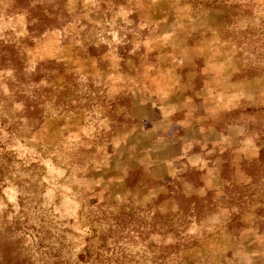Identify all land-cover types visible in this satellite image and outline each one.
<instances>
[{
  "label": "clouds",
  "instance_id": "9594fccd",
  "mask_svg": "<svg viewBox=\"0 0 264 264\" xmlns=\"http://www.w3.org/2000/svg\"><path fill=\"white\" fill-rule=\"evenodd\" d=\"M0 57V264H264V0H0ZM153 164L214 206L156 207L126 183Z\"/></svg>",
  "mask_w": 264,
  "mask_h": 264
},
{
  "label": "rangeland",
  "instance_id": "374dc122",
  "mask_svg": "<svg viewBox=\"0 0 264 264\" xmlns=\"http://www.w3.org/2000/svg\"><path fill=\"white\" fill-rule=\"evenodd\" d=\"M19 0H17V3ZM15 7V5L13 6ZM90 51H94L90 49ZM8 57H0V60H7ZM11 59L14 64H19V61L16 59L15 52H12ZM47 67H57L62 72L63 67L62 65H55V62H52V64L46 65ZM37 81L40 79L39 76L34 77ZM69 92H65L61 95V100H66L67 95ZM25 99V115L29 119V123L31 124L33 120H38L42 123V109L40 107V104L43 101H32ZM150 126V125H148ZM191 130H181L180 135L187 137H190L192 135ZM199 138V137H197ZM213 137L210 136L209 139H212ZM0 147H3V145H0ZM209 147H211V144H209ZM200 151L198 146H194L193 152L198 153ZM179 152V140L176 138H173V141L169 143L167 148H165L163 151H161L159 154L153 153V159L156 158L157 155H160L161 157L166 155H172ZM219 154H213L210 157V160H215V167L218 170V175L214 183L218 185H222L223 180L230 177L232 174V157L229 153H224L222 156H219ZM5 158L11 162V156L9 153H5ZM125 160H127V156H125ZM133 165H135V161H131ZM210 166H212L210 164ZM241 167H244L243 162H241ZM113 175H119V173H113ZM202 175V173L197 172L195 169H190L189 171L182 173V178L187 181L188 186H186L184 183H181L179 180H172L170 176L167 175L166 170L162 164H153L151 169H149V173L145 174L142 168H135L133 172L130 173V179L126 181L127 185L129 187H137L143 194L147 193V188L144 187L145 184L151 183L154 188H159L161 186L165 187L167 189L166 192H157V195L155 196L153 200V204L156 207H164L167 205V203L170 200H176L179 202L180 207L187 211L188 207H190L191 203L193 201L197 204V209L203 211L205 209H211V207L214 206V196L215 191L214 190H208L205 197L203 198H197L194 194L190 196H185L184 193L190 191L193 188H196L197 186L203 187L204 181L201 180L199 177ZM226 194L228 195V203H238L241 206L245 203V196H247V199L249 201L252 200L253 192L249 191L247 188H241L234 186L232 189H228L226 186L224 188ZM224 197H221V200H223ZM206 201V203H204ZM95 203V201H92ZM255 213L257 215H264V208H257L255 209ZM158 220H161L163 223H169V219L167 217L160 216L159 213H157ZM135 219L134 213L124 212L123 210L121 213L116 217V220L118 222H131ZM244 223L243 219V213L240 216H233L230 220L229 227L232 226V224H242ZM264 227V225H262ZM83 259V257H81ZM189 264H191V261H189Z\"/></svg>",
  "mask_w": 264,
  "mask_h": 264
}]
</instances>
